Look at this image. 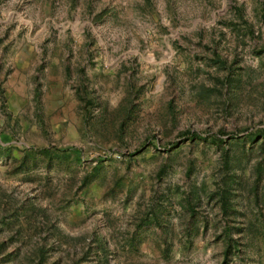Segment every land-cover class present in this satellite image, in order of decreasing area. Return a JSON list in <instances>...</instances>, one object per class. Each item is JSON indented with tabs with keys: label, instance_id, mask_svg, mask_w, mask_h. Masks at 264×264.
Masks as SVG:
<instances>
[{
	"label": "rangeland",
	"instance_id": "rangeland-1",
	"mask_svg": "<svg viewBox=\"0 0 264 264\" xmlns=\"http://www.w3.org/2000/svg\"><path fill=\"white\" fill-rule=\"evenodd\" d=\"M0 264H264V0H0Z\"/></svg>",
	"mask_w": 264,
	"mask_h": 264
}]
</instances>
